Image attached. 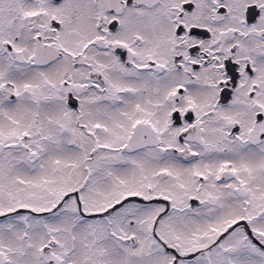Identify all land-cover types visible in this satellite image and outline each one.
<instances>
[{"label":"snow or ice","instance_id":"snow-or-ice-1","mask_svg":"<svg viewBox=\"0 0 264 264\" xmlns=\"http://www.w3.org/2000/svg\"><path fill=\"white\" fill-rule=\"evenodd\" d=\"M0 264H264V0H0Z\"/></svg>","mask_w":264,"mask_h":264}]
</instances>
